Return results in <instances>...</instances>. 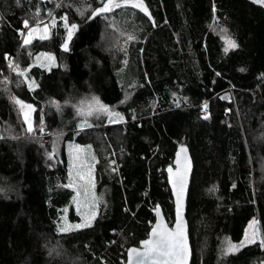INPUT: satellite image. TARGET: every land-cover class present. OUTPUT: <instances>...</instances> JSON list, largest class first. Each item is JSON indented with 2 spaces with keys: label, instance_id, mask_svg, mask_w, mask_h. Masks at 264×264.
<instances>
[{
  "label": "trees",
  "instance_id": "1",
  "mask_svg": "<svg viewBox=\"0 0 264 264\" xmlns=\"http://www.w3.org/2000/svg\"><path fill=\"white\" fill-rule=\"evenodd\" d=\"M78 2L0 0V264H122L127 248L147 236L157 204L169 224L174 219L165 167L180 143L193 162L186 201L190 264H264L259 241L234 254L219 249L221 239L238 243L252 219L264 236V7L252 0H144L151 19L129 7L88 20ZM49 11L57 24L49 39L24 46L17 32L26 31L23 20H49ZM61 16L78 25L68 51L60 48ZM218 29L238 47L225 52ZM129 34L137 42L127 43V55L116 54L114 44ZM41 49L58 64L30 67L38 87H18L22 79L5 53L25 68ZM9 94L33 105V134ZM88 94L123 120L101 118L77 130L72 105ZM55 131L64 133L53 152ZM66 141L94 147L103 201L90 227L65 234L57 232L62 214L78 220L74 191L65 187ZM207 234L199 256L197 243Z\"/></svg>",
  "mask_w": 264,
  "mask_h": 264
},
{
  "label": "snow or ice",
  "instance_id": "2",
  "mask_svg": "<svg viewBox=\"0 0 264 264\" xmlns=\"http://www.w3.org/2000/svg\"><path fill=\"white\" fill-rule=\"evenodd\" d=\"M252 3L264 6V0H252ZM62 6V5H58ZM131 7V9H137L139 12L148 16L151 19L148 8L146 7L144 0H79L77 4V12L84 16L85 13L90 12L87 15L88 20L93 18H104L107 20L109 14L115 15V10H124ZM39 13V9L36 10ZM213 12H215V5H213ZM126 14V13H125ZM49 22L43 23L38 16L34 18L35 22L30 23L29 19L23 20V27L25 31L17 29V32L22 38V44L24 46L30 45L32 40L38 35L40 39L48 38L51 27H56V17L52 11L48 12ZM215 18V17H214ZM61 20L64 21L63 27L65 29V36L60 47L64 51L69 50V41H71L73 34L77 31L78 25L74 22L70 23L67 16H61ZM114 21H109L107 26L112 27ZM42 25V26H41ZM222 32L226 31L224 29ZM135 36L129 34L127 40L124 42L125 46L120 47V51L127 55L126 45L128 42L135 40ZM225 40L224 51L235 49L238 44L234 39L228 36H222ZM44 57L49 63L54 62V57L51 53H40L37 55V60ZM5 60H8L9 68L17 74L18 77L24 78L22 81L17 82L19 87L21 83H26L28 89L34 90L36 85L35 81H29L27 79L28 68H21L19 64L9 60L8 54L5 53ZM126 63V61H124ZM28 67H31L29 65ZM245 69H240L244 71ZM219 75V74H218ZM7 90V89H5ZM10 102L18 110L19 117H22L23 124L26 125V132L33 134L32 113L35 111L32 104L25 102L24 100L9 94ZM128 99L127 94L125 99L119 103H124ZM52 107H55L57 111L62 110V105L54 100L49 99L47 102ZM69 101H65L68 104ZM72 107L78 117H81L80 123L77 127H90L88 124V118L91 116L101 117L106 116L109 122H116L117 120H123V116L115 111L114 108L103 103L99 97L93 95L87 101L80 100L77 104H73ZM206 108V105L204 106ZM42 112V110H41ZM206 118V117H205ZM39 123L41 125L40 131H44V117L43 114L39 117ZM91 146L81 147L79 145H72L70 151L69 161V183L65 187L73 188L76 195L73 197V202L76 203L78 211L83 207L85 210L80 212L81 222L77 224L58 223V233H68L74 229H82L90 227L92 221L96 216V207L99 202V198L95 195L93 189L95 187L93 179V166L95 162V156L92 155L88 149ZM55 151V141H53V152ZM53 152H46V155L51 158ZM176 168L173 170L171 167L168 169V182L172 186V192L175 196V224L169 228L157 220V223L152 227L151 232L148 233L147 239L139 241V247H129L127 249V264H188V257L190 254L187 239L185 236V223L182 216L184 191L187 185V176L191 167L186 149L181 146L177 152ZM89 157L91 162H89ZM114 163V162H113ZM116 171L115 168L112 169ZM157 206L156 215L159 217L160 213ZM256 241L260 242V247L264 248V236L261 235L257 227V222L253 219L249 221L248 226L244 230L243 239L238 243H233L231 240L225 239L224 246L221 249V255H227L229 253H236L242 249L245 245L253 244Z\"/></svg>",
  "mask_w": 264,
  "mask_h": 264
},
{
  "label": "rangeland",
  "instance_id": "3",
  "mask_svg": "<svg viewBox=\"0 0 264 264\" xmlns=\"http://www.w3.org/2000/svg\"><path fill=\"white\" fill-rule=\"evenodd\" d=\"M264 7V6H263ZM49 22V20H46V21H43V23H48ZM30 23H32V22H30ZM42 26V25H41ZM26 30V29H25ZM51 30H52V27L50 28V32H51ZM26 32V31H25ZM218 32H220V35L221 36H228L227 35V33L224 31V32H222L221 31V29H218ZM49 36H50V33H49ZM49 36H48V38H45L44 40L46 41V40H48L49 39ZM229 37V36H228ZM36 40L37 41H43V39H40L39 38V36L37 35L36 37ZM121 39H119L114 45L116 46V51H115V53L117 54L120 50V47L121 46H125L124 45V41H126L127 40V37L126 38H123V37H120ZM224 40V39H223ZM21 42H22V40H21ZM130 42H133V43H135V42H137L136 41V39L135 40H133V41H130ZM61 48V47H60ZM62 49V48H61ZM31 52H29V54H30ZM40 53H51L52 54V56L54 57V62H52V63H49L44 57H41L39 60H37V55L38 54H40ZM58 64V62H57V60H56V57H55V55L51 52V51H49V50H45V49H41V50H36L35 52H33L32 53V55L30 56V63H29V65H31V67L32 66H37V67H41V68H45V69H49V68H51L52 66H55V65H57ZM28 65V66H29ZM25 67V68H28V72H29V68L30 67ZM23 69V68H22ZM22 80L24 79V78H22V77H20ZM27 79L29 80V81H33L34 79L29 75V73L27 74ZM8 82L10 83V80H8ZM27 85V84H26ZM93 95H95V96H97L96 94H88V95H84L82 98H80L79 100H78V102L80 101V100H85V101H87L91 96H93ZM98 97V96H97ZM77 102V103H78ZM76 103V104H77ZM112 108H114V107H112ZM15 109V108H14ZM115 109V111H117L118 112V110L116 109V108H114ZM75 116L77 117L76 119L78 120V122H77V125L80 123V120L82 119L81 117H78L77 115H76V113H75ZM101 118H104L103 120L106 122H108L109 124H116V123H118V122H120L121 120H117L116 122H109V120H108V118L106 117V116H101V117H96V116H91V117H89L88 118V124L90 125V127L93 125V121H98L99 119H101ZM90 127H83V126H81V127H78L77 128V130H85V129H87V128H90ZM44 132V131H43ZM24 133V132H23ZM64 133V131H55V132H52V134H51V136H52V148H53V141H55V150L57 149V147L60 145V143H61V140H62V134ZM43 133H40V135H42ZM72 145H79V146H81V147H84V146H91V145H89V144H81V143H77V142H74V141H66L65 142V144H64V146H65V150H66V154H67V157H68V182H69V161H70V151H71V146ZM110 150V149H109ZM88 151L92 154V155H94L95 156V162H93L92 163V166H93V179H94V184H95V187H94V189H93V191H94V193H95V195L99 198V202H98V204L100 203V202H102L103 201V196L102 195H100V194H98V192L96 191V171H95V167H96V163H97V155H96V153H95V149H94V147L93 146H91L90 147V149H88ZM114 151V150H113ZM112 151V152H113ZM106 156H109V154L108 153H106ZM105 157V156H104ZM89 162H91V158L89 157ZM110 163H112L111 161H110ZM259 167H261L260 169H262L263 170V175H264V160L263 161H261L260 163H259ZM73 189V188H72ZM73 191H74V195H73V197L76 195V192H75V190L73 189ZM72 202H73V198H72ZM97 204V205H98ZM73 205H74V210H75V213L78 215V220H76V221H70L69 219H68V217L66 216V213H64V214H62V216H61V218H60V222L59 223H67V224H77V223H80L81 222V219H82V217H81V214H80V212H82V211H84L85 209L82 207L79 211H78V209H77V205H76V203L75 202H73ZM96 210H97V207H96ZM96 213H97V211H96ZM253 220V219H252ZM255 220V219H254ZM256 222H257V220H255ZM249 224V223H248ZM248 226V225H247ZM257 227H258V230L260 231V229H259V226H258V224H257ZM261 233V232H260ZM244 236V235H243ZM243 236H242V239H243ZM224 242H225V239L223 240V239H221L220 240V245L221 246H219V249H220V251H221V249H222V247L224 246ZM198 244V247H197V253H198V255L199 256H204L205 255V248L206 247H208V244H209V236H208V234H207V237L205 236L204 238H202V240L200 241V243H197Z\"/></svg>",
  "mask_w": 264,
  "mask_h": 264
},
{
  "label": "water",
  "instance_id": "4",
  "mask_svg": "<svg viewBox=\"0 0 264 264\" xmlns=\"http://www.w3.org/2000/svg\"><path fill=\"white\" fill-rule=\"evenodd\" d=\"M41 1H47V0H41ZM181 146H183L186 149L187 157H188L189 161L191 162V167H190V170H189L188 176H187V185H186V188H185V191H184L183 209H182V216H183L184 223H185V236H186L188 247H189V251H190V254H189V257H188V264H190L191 255H192V249H191V245H190L189 234H188V223H187V219H186V201H187V193H188L190 180H191V176H192V171H193V162H192V158H191V155H190V151H189V149H188V147H187V145L185 143H180V144L177 145V147H176V149L174 151L172 162L169 163L168 165H166V167H165L166 180H167V184H168V187H169V190H170V194H171V197H172V202H173L174 219H173L172 223L169 224L168 221L166 220L165 216H164V213H163V210H162L161 206L157 204L155 206V208H154V211H153V213H154V221H153L148 233L151 232V229L157 223V220H159L161 223H163L165 226H167L169 228L173 227L174 224H175V196L173 195V192H172V186L168 182V176H169L168 169H169V167H171L173 170H175V168H176V163L175 162H176V159H177V155L176 154H177V152H178V150L180 149ZM157 206H159V208H158V211L160 213L159 217H157V215H156ZM147 238H148V234H147V236L144 239H147ZM139 246L140 245L138 244V245H132V246H129V247H139ZM122 264H127V250L125 252V261Z\"/></svg>",
  "mask_w": 264,
  "mask_h": 264
}]
</instances>
